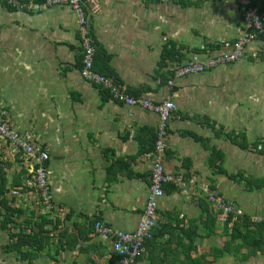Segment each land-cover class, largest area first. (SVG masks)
<instances>
[{
    "label": "crops",
    "instance_id": "1",
    "mask_svg": "<svg viewBox=\"0 0 264 264\" xmlns=\"http://www.w3.org/2000/svg\"><path fill=\"white\" fill-rule=\"evenodd\" d=\"M17 1L20 6L0 1V110L49 154L53 209L46 208L34 185L35 158L0 137V264H117L113 240L97 235L94 222L99 218L117 229H136L154 161L152 136L144 129L155 132L158 116L118 103L82 78L71 7L29 9L30 2L44 0ZM99 4L89 12L102 58L110 57L109 70L131 92L175 101L161 161L167 173L196 181L189 189L165 187L153 239L132 264H264V244L255 250L231 240V230L203 195L210 188L250 217L264 215V41L251 43L238 62L169 85L173 70L193 52L205 55L208 47L218 54L239 36L238 3ZM166 48L175 55L160 67ZM227 134L243 135L247 148ZM147 140L151 146L143 149ZM214 149L224 155L225 173L210 166ZM23 236L31 242L10 248Z\"/></svg>",
    "mask_w": 264,
    "mask_h": 264
},
{
    "label": "built area",
    "instance_id": "2",
    "mask_svg": "<svg viewBox=\"0 0 264 264\" xmlns=\"http://www.w3.org/2000/svg\"><path fill=\"white\" fill-rule=\"evenodd\" d=\"M1 1V0H0ZM10 5L20 6L17 0H3ZM242 8V32L227 48L218 54L208 47H203L206 54L197 51L193 52L189 59L173 70V77L168 82L173 85L179 78L193 74H201L210 71L220 65L231 64L240 61L245 49L254 41H264V14L260 11L261 0H235ZM88 4L90 7H88ZM29 9L50 8L56 5L71 7L77 16V32L80 36L82 48V66L80 74L83 79L93 85L103 88L108 92L112 100L129 107H139L152 112L158 116L159 122L156 127L157 140L152 174L150 177L149 194L145 209L134 231L117 229L103 220H96L94 231L103 238L113 240L115 253L120 256L118 264H132L144 252L145 245L153 239L151 231L152 223L158 214V200L165 194V185L182 186L185 189L196 185L193 178L186 177L182 173H167L162 164L161 158L165 153L167 144L169 122L177 109L175 101L168 97L162 101H154L144 95L136 96L130 94L126 86L116 81L114 77L99 72L95 67L97 44L91 30V13L100 9L99 0H44L43 2L29 3ZM0 110V137L10 142L19 151L36 160L37 167L33 171L34 185L38 191L41 201L47 209H53L47 151L36 146L32 140L14 128L4 117ZM208 203L217 211L220 223L225 224L230 218L232 222L244 215V210L235 205V202L226 199L224 196L214 192L210 188L203 191ZM251 221L256 224H264L263 216H251ZM232 222L230 224L232 225Z\"/></svg>",
    "mask_w": 264,
    "mask_h": 264
},
{
    "label": "trees",
    "instance_id": "3",
    "mask_svg": "<svg viewBox=\"0 0 264 264\" xmlns=\"http://www.w3.org/2000/svg\"><path fill=\"white\" fill-rule=\"evenodd\" d=\"M260 11L262 13L264 12V8L262 7L261 4H260ZM173 51H174V49H172V50L171 49H167V48L165 49V52H164V54H163V56L161 58L162 62L160 63V67H163L164 61L166 59L173 58L174 57L175 53H172ZM101 55H102V53L100 52V49H99V47L97 45V55H96V61H95V67H96V69L99 72H101V73H103V74H105L107 76L114 77L116 79V81H118L119 79L116 76H114L111 73V71L109 70L108 63H109L110 57L107 56V55H104L103 58H102ZM101 61H103V63H101ZM81 66H82V61H81ZM81 66H80V68H81ZM172 77H173V73H172V75H171L170 78L172 79ZM101 89H103V88H101ZM126 89H127V91L130 94L136 95V96H140V94L131 92L130 90H128V88H126ZM105 92L108 94L107 91H105ZM144 130L147 131V135L150 134L152 136V149H153V153H154L155 152V143H156V140H157L156 130H155V132L149 131L147 129H144ZM228 136L229 137H232L233 141L235 143H237L240 147L247 148L248 145H247V142L245 141V138H244L243 135L237 137V136H233L232 134H229ZM238 138H240L241 140H238ZM196 139H198L199 141H202L203 143H205L204 140L202 138H200V137H196ZM205 145H206V143H205ZM255 145H257V143H255ZM145 146H147V147L148 146H151V140L150 141L147 140V141L141 142V147L143 149H145ZM223 160H224L223 153L221 151H218V150L214 149L213 152H212L211 158H210V166L213 169V171L218 172V173H225V170L222 167ZM48 162L49 161H47V165H48ZM115 166H116V164H115ZM113 172L114 171H112V169H109V175H110V173L112 174ZM151 174H152V171H151ZM115 178L116 177H112V176L110 177L111 180H114ZM247 180L253 186L256 185V183H261V185H263V181L260 182V181H257L255 179H252V180L247 179ZM166 186H173L174 187V186H177V185H172V184L171 185H165L164 188ZM235 205H236V203H235ZM95 222H94V224H95ZM230 222H232V218H230L228 220V222L224 224V227H225V229L227 231L228 230H231L230 231L231 240H237V239H239V240H241V242H242L243 245L248 246L250 249H255V250L259 249L264 244V224H262V223H260V224L253 223L251 221V217L247 213H245V211H244V215L243 216L238 217V220L232 222L231 229H229L230 228L229 225H231ZM152 228H153V224L151 226V229ZM152 231H153V229H152ZM37 236L38 235H35V236L30 237V238L31 239H35ZM28 241L31 242V240H29V238L27 239L26 236H23L22 238L18 239L16 241L15 245H12L10 248H12L14 250L15 249L17 250V248L19 249L23 245H26ZM41 248L42 247H40L39 249H41ZM141 255H143V253ZM119 260H120V256L117 254L116 261H114L113 263L116 262L118 264L119 263Z\"/></svg>",
    "mask_w": 264,
    "mask_h": 264
},
{
    "label": "rangeland",
    "instance_id": "4",
    "mask_svg": "<svg viewBox=\"0 0 264 264\" xmlns=\"http://www.w3.org/2000/svg\"><path fill=\"white\" fill-rule=\"evenodd\" d=\"M77 17V16H76Z\"/></svg>",
    "mask_w": 264,
    "mask_h": 264
}]
</instances>
